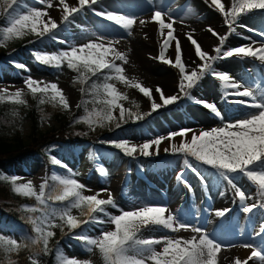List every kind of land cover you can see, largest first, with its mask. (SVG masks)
<instances>
[{
	"label": "rangeland",
	"instance_id": "rangeland-1",
	"mask_svg": "<svg viewBox=\"0 0 264 264\" xmlns=\"http://www.w3.org/2000/svg\"><path fill=\"white\" fill-rule=\"evenodd\" d=\"M50 2L52 7L47 8L46 5L37 3V0H26L30 6L46 10L48 14L53 11L56 5L60 4L59 0H50ZM221 2L225 5L226 10L230 9L231 0H221ZM194 3L197 4V10L192 16L195 17L196 21H193L197 23V26L191 27L189 26L192 22L190 10ZM75 5L78 6V1ZM2 7L0 5V12H2ZM93 7L98 11H116L135 17L136 23L133 25L131 34L129 35L120 27L96 16L93 11L85 9L74 14L70 18V23L63 22L55 32L56 39L51 36L40 38L30 34L25 36L28 40H23L26 44L20 50L13 48L18 47L16 39L0 42V52H3V56L0 58V90L7 88L11 92L24 89L26 93L24 98L27 100L26 106L13 108L9 113L0 116V137L10 140L21 135V138L26 141L34 132L33 122L26 115L27 110L32 106V100L24 83L28 76L38 81L57 83L69 100L70 114L75 112L77 105L81 102V88L73 82L76 73L68 69L66 65L60 70L42 66L35 60V52L56 54L62 50H67L72 45L79 46L90 40H97L98 36L105 37V43L112 41L113 47L127 56L128 62L126 64L117 61L124 67L125 75L152 89L153 98L159 102V93L155 90L157 88L162 89L166 96L178 94L177 84L180 74L178 69L157 59L163 43L158 24L154 22L155 24L150 26L149 30L147 24L140 23L141 20L153 22L150 17L154 11H163L166 22H172L175 19L173 34L180 42L182 58L189 70L195 69L201 61L188 39V34H191L193 39L200 44L202 50L213 55L215 54L213 49L219 45V39L209 31V28L219 35H228L225 48L251 42H255L253 47H259L264 43V37L258 34L264 32V10H253L251 13L242 16L237 22L238 25L242 26L233 25L236 31L230 32L223 15L211 5V0H102L100 4ZM52 18L59 23L62 16L56 13ZM4 24L5 19L0 16V26ZM167 31L165 29V33ZM247 37H250L251 40L246 39ZM137 41L141 43L139 49L134 47V43ZM29 42L33 45L27 44ZM97 42L100 41L97 40ZM174 46L175 41H172L166 53V56L171 59L175 57ZM135 50L145 51L143 52L144 61L136 59ZM17 64H24L27 70L17 68ZM151 66L155 67L153 71L150 69ZM215 67L229 73L236 81L242 82L254 90L264 88V65H261L259 61L252 58H228L218 61ZM170 76L171 78H169ZM110 82L115 83L117 88L127 95L128 99L122 101L126 108L139 111L141 114L150 111V100L137 89L129 88L115 80ZM223 92L224 89L219 86L218 81L209 76L191 90V95L194 98L217 103L225 117L224 122L245 118L247 114L257 111L226 102ZM227 99L248 98L228 97ZM137 105L139 106L138 109ZM116 115L118 116V111ZM76 120L77 118H74L70 123L73 127L80 124L76 123ZM224 122L211 115L209 110L204 109L201 105H197L187 98H182L176 104L161 108L142 121L133 122L129 120L127 123H122L118 129L114 125H110L108 127H96L95 130H92L85 124L93 135H99V137L94 142L93 140H80L74 144L75 157L70 156L68 158L65 146L57 141L46 149L45 154L29 155L10 162L0 161V170L19 177L18 183L32 181L39 190V186L46 181L47 176L69 174L68 170L54 165L52 158L66 161V165L75 174L74 178L86 185L84 194L93 195L100 193L101 189H107L101 193L99 198L107 199L109 194L113 197L118 208L108 206L107 211L110 214H120V209L130 210L139 205H166L180 221L202 227L210 237L221 242L222 245H232V247H222L218 254V264H235V259L240 258L237 251L239 246L247 250L245 252L249 255L252 249L243 247L244 244L251 243L264 248V235H255L264 225V210L255 209L252 214L242 212V204L236 195V191L227 188L225 189L226 194L223 195V200H226L223 209H231V211L224 217L215 216L214 211L217 209L212 208V205L215 204L213 202L216 199L215 194L219 191L218 188L227 182L217 177L213 170L196 164L205 175V181L201 182L195 174L185 168L181 155L155 159L168 154L163 151L165 147L169 146L168 141H164L160 145L159 155L147 158L139 157L138 159L125 156L107 143L111 140L126 139L130 143L139 145L155 137L164 136L183 128L203 131L222 126ZM54 126H58L55 119L44 117L37 130L44 132ZM175 142L179 143L180 138L177 137ZM45 155H48L50 159L48 160ZM101 166L107 170L106 176L97 171ZM181 172H183V180L191 186V190L184 182L177 179L178 173ZM235 183L240 190L245 192L246 197H250L245 200V203L258 204L261 202L256 187L246 178L240 176ZM214 187L218 188L215 189ZM199 191L201 194L197 195ZM77 213L78 210L74 209L73 214L76 215ZM97 215L106 219L102 214ZM248 224L250 227L249 239L244 241L242 238L245 234L243 233ZM109 227L108 224L89 223L82 235L96 237L102 230ZM194 235L199 238V234L190 229H181L179 232L173 233L163 228L152 227L144 229L141 233L143 238L172 236L191 239ZM239 238L243 241H239ZM156 247L157 250H160L161 246ZM57 250L70 258L88 259L92 264H103L98 250L88 253L86 245L73 237L61 241L56 247ZM249 264H254V262L249 261ZM255 264H260V262H255Z\"/></svg>",
	"mask_w": 264,
	"mask_h": 264
},
{
	"label": "snow or ice",
	"instance_id": "snow-or-ice-1",
	"mask_svg": "<svg viewBox=\"0 0 264 264\" xmlns=\"http://www.w3.org/2000/svg\"><path fill=\"white\" fill-rule=\"evenodd\" d=\"M101 2L102 0H78V6L70 7L66 0H59L63 6L62 19L65 23H70V18L74 14L88 9L93 11L96 16L120 27L130 35L136 18L116 11L96 10L93 6ZM37 3L46 5L47 8L52 7L50 0H37ZM0 5L3 6L0 16L5 19V24L0 26V42L23 38L30 34L40 38L51 36L56 39L55 32L61 25L51 18L46 10L30 6L26 0H0ZM211 5L223 15L230 32L236 31L233 25L242 26L237 23L242 16L253 10H264V0H231L229 10H226L221 0H211ZM164 16L163 11L156 10L151 17V20L158 24L160 35L163 38L157 59L178 69L180 79L178 94L166 96L162 89L155 90L159 93V102L153 98L152 89L125 75L124 67L117 61L126 64L127 56L113 47L112 41L105 43V37L98 36L97 40L100 42L90 40L79 46L72 45L67 50L56 54L35 52L34 58L42 66H49L57 70L66 65L68 69L78 74L76 79L81 84H87L93 77L97 78L91 84L92 103L95 107L92 110L85 109V114L75 121L86 124L92 130H95L96 127L110 125H114L118 129L122 123H127L129 120L142 121L161 108L176 104L182 98L201 105L204 109L209 110L211 115L224 122L225 117L217 103L194 98L191 95V90L196 88L203 79L209 76L214 78L224 89L223 95L226 102L257 111L247 114L245 118L227 121L222 126L209 130L196 131L192 128H183L139 145L130 143L126 139L111 140L107 143L125 156L138 159L139 157L147 158L159 155L160 145L164 141H168L169 146L165 147L163 151L181 155L185 168L195 174L201 182L205 181V175L196 164L213 170L217 177L226 181L236 191L242 204V212L252 214L255 209L264 210V88L254 90L252 87L236 81L229 73L215 67L218 61L228 58H252L264 65V43L259 47H253L255 42H251L225 48L228 35H219L209 28V31L219 39V45L214 47L215 54L213 55L202 50L200 44L193 39L191 34H188V39L201 61L195 69L189 70L182 58L180 42L173 34L175 19L172 22H166ZM140 23L143 24L144 21L141 20ZM165 29L168 30L167 33H165ZM258 34L264 37V32ZM246 39L251 40L250 37ZM172 41H175L174 59L166 56ZM16 67L27 70L24 64H17ZM113 80L129 88L137 89L147 97L151 102L150 111L141 114L139 111L126 108L122 101L127 100L128 97L117 88L115 83L110 82ZM24 83L28 93L34 99L38 98L40 105L51 103L53 106H59L65 110L71 108L66 94L57 83L38 81L31 76H28ZM81 91L84 92L85 89L82 88ZM25 95L24 89L10 92L5 88L0 90V102L26 106ZM228 97L248 99L228 100ZM81 106L77 105L78 108ZM138 107L137 105V109ZM117 111L118 116L116 115ZM177 137L180 138L179 143L175 142ZM52 163L61 165V161L55 157L52 158ZM97 171L101 175H107V170L103 166L99 167ZM68 173L63 176L53 175L51 180L54 183L50 184L48 181H44L39 186V190L32 181L18 183L19 177L10 178V183L14 186L13 191L16 194L34 198L39 205L44 207L38 209L33 206L26 209L30 213L41 212L39 216L28 218L34 233L31 244H21L14 238L5 239L3 234H0V248H4L7 253H17L21 248L42 244V248H36L34 255L47 254L50 251L49 240L55 235L52 229L59 227L63 231L64 227H67L72 232L89 223L108 224L110 227L102 230L96 237L75 235L73 238L83 242L88 253L98 250L103 264H218V254L222 247H232V245H222L221 242L210 237L202 227L180 221L166 205H139L130 210L120 209V214H110L107 211L108 206L118 208V205L110 194L107 199L99 198L101 193L107 189H101V192L97 194L86 195L84 194L86 185L74 178L75 174L71 169H68ZM240 176L246 178L256 187L260 203H245V200L250 197H246L245 192L240 190L235 183ZM177 179L187 185V182L183 180V172L178 173ZM187 187L191 190L190 185ZM51 204L62 206L52 207ZM74 209L79 210L80 217L87 218L81 219L74 215ZM230 211L231 209L215 210L214 215L224 217ZM97 214H102L106 219H102ZM149 227L163 228L173 233L179 232L181 229H190L199 234V238L196 235L191 239L172 236L143 238L142 231ZM255 235H264V225ZM158 245L161 246L160 250H157L156 246ZM243 247L252 249V251L246 259L236 258L235 264H249V261H253L254 264L255 262L264 264V248L251 243L244 244ZM56 261L57 264H92L88 259L70 258L59 250L56 253ZM31 264H39V261L33 259Z\"/></svg>",
	"mask_w": 264,
	"mask_h": 264
},
{
	"label": "trees",
	"instance_id": "trees-1",
	"mask_svg": "<svg viewBox=\"0 0 264 264\" xmlns=\"http://www.w3.org/2000/svg\"><path fill=\"white\" fill-rule=\"evenodd\" d=\"M24 39L28 40L27 37L16 39L18 47H21L24 41H26ZM30 45H32V43H30ZM1 54L2 53L0 52V55ZM77 76L78 74L76 73L73 80L74 84L81 89H85V91H81L82 99L79 105L82 106L79 108L77 107L73 114H70L69 110H65L59 106H53L51 103L40 105L38 103V98L34 99L29 93L32 100V106L27 110L26 115H28L33 122L34 132L26 141L21 138V135H17L10 140L0 137V161L10 162L29 155L44 154L46 149L57 141L65 146L68 158H70V156L75 157L76 153L73 149L74 144L80 140L91 141L99 137V135H93L89 128L83 123L74 127L70 124L74 118H79L84 115L85 109L92 110L95 107L92 103L93 97L91 95V84L93 81H96L97 78L93 77L87 84H81L76 79ZM16 107L22 106L13 105L10 102H0V116L9 113ZM44 117H52L57 121L58 126H54L44 132L38 131L37 128ZM177 155L169 153L168 155L162 156V158L165 156ZM45 157L48 160L50 159L48 155H45ZM58 166L66 170L70 169L66 165V161H61V165ZM52 176L53 175L47 177V181L50 184L54 183L51 180ZM11 177L13 176L0 171V234H3L5 239L14 238L21 244H31V240L34 238V233L32 231L33 226L28 221V218L39 216L41 215V212L37 211L36 213H30L26 209L33 206L40 209L44 206L39 205L34 198H26L16 194L13 191L14 186L10 183ZM51 206L60 207L62 205L51 204ZM76 215L81 219L87 218L80 217L79 210ZM57 223H60V221H57ZM86 226L87 224L82 225L81 228L72 232H70L67 227H64L63 231L59 227L52 229L55 232V235L49 240L50 251L47 254L41 253L39 256L34 255L36 248H42V244L35 247L21 248L17 253H7L4 251V248H0V264H31L33 259L38 260L39 264H57V252L55 250L57 244L66 238L74 237L75 235H82ZM79 242L84 244L81 241Z\"/></svg>",
	"mask_w": 264,
	"mask_h": 264
},
{
	"label": "bare ground",
	"instance_id": "bare-ground-1",
	"mask_svg": "<svg viewBox=\"0 0 264 264\" xmlns=\"http://www.w3.org/2000/svg\"><path fill=\"white\" fill-rule=\"evenodd\" d=\"M76 1H78V0H67L66 2L69 4V6L70 7H72V6H76L75 4H76ZM196 6H197V4L195 5V3L193 4V6H192V8H191V10H190V12H191V23H190V25L189 26H197V23H195L193 20H195V17H193L192 15L194 14V12L197 10L196 9ZM56 13H58V15H60V16H62V14H63V6L61 5V4H58V5H56L54 8H53V11L52 12H50L49 13V16L52 18ZM143 17V16H142ZM151 18V17H150ZM145 19V18H144ZM46 20H47V17H46ZM144 21V20H143ZM196 21V20H195ZM63 19L61 18V20H60V22L58 23V24H60V25H62L63 24ZM144 23L145 24H147V26L149 27L148 29L150 30V26H152L153 24H155L154 22H151L150 20H146V21H144ZM144 28H146V27H144ZM152 28V27H151ZM145 31V30H144ZM140 42V41H139ZM138 41L137 42H133L134 43V47L135 48H141V43H139ZM144 42V41H143ZM145 48V47H144ZM145 50V49H144ZM144 50H135L136 51V53H135V57H136V59L138 60V61H141V60H143L144 61V57H143V52H145ZM146 59V58H145ZM144 63V62H143ZM145 64V63H144ZM152 64V63H151ZM154 66H151L150 67V69L153 71L154 70ZM169 78H171V76L169 77ZM167 79V78H166ZM169 82H171V81H169ZM171 84V83H170ZM169 84V85H170ZM177 89H178V84H177ZM237 183H239V181H237ZM216 185V184H215ZM215 189H217L218 187H214ZM227 188H230V189H232L227 183H225V184H223L222 186H221V188H218L219 189V191L215 194V196H216V199L213 201L215 204L214 205H212V208H214V210L215 209H217V210H219L220 208H225V205H226V200H223V195H225L226 193H225V189H227ZM242 189H244V188H242ZM212 192V195H214V193H213V191H211ZM205 193V192H204ZM201 194V191H199L198 193H197V195H200ZM203 194V193H202ZM209 196V195H208ZM198 197V196H197ZM210 198H211V196H210ZM204 199V198H203ZM212 199V198H211ZM210 201V200H209ZM216 201V202H215ZM210 203V202H209ZM257 223V222H256ZM249 229H250V227H249V224H248V227L246 228V230L244 231V233L243 234H245V235H243V238L242 239H244V241L245 240H248L249 238V234H248V231H249ZM241 238V237H240ZM239 238V239H240ZM250 240H251V238H250ZM239 241H243V240H239ZM252 241V240H251ZM239 249H237V251H238V254H239V256H240V258L243 260V259H245V257L247 256V255H249V253H247V252H245V251H247V250H244V249H242V247L241 246H239L238 247ZM230 259V258H229ZM232 261H234V260H232ZM231 261V262H232Z\"/></svg>",
	"mask_w": 264,
	"mask_h": 264
}]
</instances>
